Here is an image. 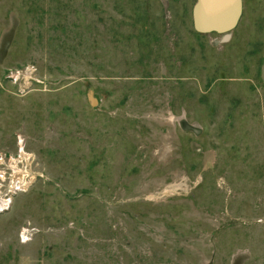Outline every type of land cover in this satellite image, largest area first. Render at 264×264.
<instances>
[{"label": "rangeland", "instance_id": "374dc122", "mask_svg": "<svg viewBox=\"0 0 264 264\" xmlns=\"http://www.w3.org/2000/svg\"><path fill=\"white\" fill-rule=\"evenodd\" d=\"M197 2L0 0V153L34 155L0 264H264V0Z\"/></svg>", "mask_w": 264, "mask_h": 264}, {"label": "water", "instance_id": "95a60500", "mask_svg": "<svg viewBox=\"0 0 264 264\" xmlns=\"http://www.w3.org/2000/svg\"><path fill=\"white\" fill-rule=\"evenodd\" d=\"M194 15L196 26L202 32L229 31L237 25L242 15V0H198ZM261 78L264 81V60ZM87 98L92 107L99 105L93 86L88 88Z\"/></svg>", "mask_w": 264, "mask_h": 264}, {"label": "built area", "instance_id": "2783aa9c", "mask_svg": "<svg viewBox=\"0 0 264 264\" xmlns=\"http://www.w3.org/2000/svg\"><path fill=\"white\" fill-rule=\"evenodd\" d=\"M22 141H25L24 138L19 136L14 152L0 153V212L8 210L14 195L26 188V185L22 186L23 176L18 170L21 165L14 164L28 158L24 163L25 165L34 155L26 150ZM7 180H9V185L3 190Z\"/></svg>", "mask_w": 264, "mask_h": 264}, {"label": "bare ground", "instance_id": "6f19581e", "mask_svg": "<svg viewBox=\"0 0 264 264\" xmlns=\"http://www.w3.org/2000/svg\"><path fill=\"white\" fill-rule=\"evenodd\" d=\"M222 18V17H221ZM209 20H211V19H207V21H209Z\"/></svg>", "mask_w": 264, "mask_h": 264}]
</instances>
